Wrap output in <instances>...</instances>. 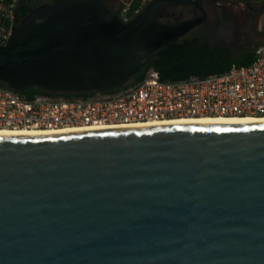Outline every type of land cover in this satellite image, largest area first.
Listing matches in <instances>:
<instances>
[{
    "label": "water",
    "instance_id": "obj_1",
    "mask_svg": "<svg viewBox=\"0 0 264 264\" xmlns=\"http://www.w3.org/2000/svg\"><path fill=\"white\" fill-rule=\"evenodd\" d=\"M203 1L128 22L121 0L40 4L0 46V82L121 87L207 21ZM167 5L202 15L162 22ZM0 264H264V123L0 135Z\"/></svg>",
    "mask_w": 264,
    "mask_h": 264
},
{
    "label": "built area",
    "instance_id": "obj_2",
    "mask_svg": "<svg viewBox=\"0 0 264 264\" xmlns=\"http://www.w3.org/2000/svg\"><path fill=\"white\" fill-rule=\"evenodd\" d=\"M21 1L0 0V46L8 43L19 23ZM121 1L119 15L128 22L142 6L132 11L134 0ZM253 54L249 64L179 80H163L150 68L138 82L80 96L48 92L28 96L0 84V128L63 130L178 117L264 116V40Z\"/></svg>",
    "mask_w": 264,
    "mask_h": 264
},
{
    "label": "trees",
    "instance_id": "obj_3",
    "mask_svg": "<svg viewBox=\"0 0 264 264\" xmlns=\"http://www.w3.org/2000/svg\"><path fill=\"white\" fill-rule=\"evenodd\" d=\"M51 2L52 0H47ZM44 0H22L19 7L20 22L30 11ZM144 0H134L131 10L143 6ZM254 58L253 49L246 51L240 57L235 55V49L231 46L221 44H210L201 42L197 37L176 39L164 47L155 57L149 59L139 72L134 76L130 83L142 80L150 68L159 71L163 80H179L188 78L192 75L206 76L211 73L223 72L231 65H244L252 62ZM0 84H4L0 82ZM39 92L58 93L43 90L41 88H32L25 93L28 96ZM91 92L82 93H60L65 96L88 95Z\"/></svg>",
    "mask_w": 264,
    "mask_h": 264
},
{
    "label": "rangeland",
    "instance_id": "obj_4",
    "mask_svg": "<svg viewBox=\"0 0 264 264\" xmlns=\"http://www.w3.org/2000/svg\"><path fill=\"white\" fill-rule=\"evenodd\" d=\"M249 2L255 7H260L264 0ZM203 7L209 15L207 21L180 40L197 37L201 42L231 46L235 49L237 57L263 42L264 11L257 16L250 15L244 0H208Z\"/></svg>",
    "mask_w": 264,
    "mask_h": 264
},
{
    "label": "bare ground",
    "instance_id": "obj_5",
    "mask_svg": "<svg viewBox=\"0 0 264 264\" xmlns=\"http://www.w3.org/2000/svg\"><path fill=\"white\" fill-rule=\"evenodd\" d=\"M246 124V123H264V116H197V117H178L170 119L153 120L147 122H139L134 124H116L98 127H81L69 128L63 130H35V129H7L0 128V135H57L67 133L108 131L117 129H135L146 127H158L168 125H184V124Z\"/></svg>",
    "mask_w": 264,
    "mask_h": 264
},
{
    "label": "flooded vegetation",
    "instance_id": "obj_6",
    "mask_svg": "<svg viewBox=\"0 0 264 264\" xmlns=\"http://www.w3.org/2000/svg\"><path fill=\"white\" fill-rule=\"evenodd\" d=\"M207 1L208 0H204L202 2V6H204ZM244 1L246 2V6L248 8L250 15L257 16V14L260 15L264 11V3L260 7H255L251 5L249 0H244ZM110 6L113 9L116 8V5L113 3H111ZM206 13H207V19H208V16H209L208 12L206 11ZM201 15H202L201 10L194 5H185L181 7H174V6L167 5L163 7L158 17H159V20L162 22L178 23L179 21L183 19H192V18L200 17Z\"/></svg>",
    "mask_w": 264,
    "mask_h": 264
}]
</instances>
